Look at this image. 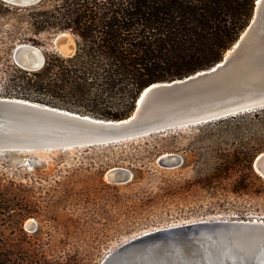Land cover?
Returning <instances> with one entry per match:
<instances>
[{"label":"trees","instance_id":"obj_1","mask_svg":"<svg viewBox=\"0 0 264 264\" xmlns=\"http://www.w3.org/2000/svg\"><path fill=\"white\" fill-rule=\"evenodd\" d=\"M256 2L42 0L19 7L0 0V33L7 36L5 53L10 57L2 69V94L96 118L126 119L150 85L183 79L220 63L250 24ZM65 32L77 45L69 57L41 40L43 35L51 40ZM20 44L42 50L45 63L40 69L28 70L16 63L14 50ZM211 129L232 142L211 150L194 169L191 184L218 189L235 176L237 190L253 180L263 188L264 180L253 163L264 151V109L136 140H157L169 147L184 130L196 131V140H210L215 135L204 131ZM193 160L185 158L179 168L189 167ZM27 264L69 262L34 258Z\"/></svg>","mask_w":264,"mask_h":264},{"label":"rangeland","instance_id":"obj_2","mask_svg":"<svg viewBox=\"0 0 264 264\" xmlns=\"http://www.w3.org/2000/svg\"><path fill=\"white\" fill-rule=\"evenodd\" d=\"M48 37L41 40L55 48L57 36ZM7 47L1 32L0 96L2 69L10 59ZM195 135L184 130L169 147L141 139L108 147L0 152V264H27L34 258L102 264L133 237L154 229L213 219L263 221L259 182H249L244 190L235 188V176L218 189L191 184L194 169L211 150L232 142L218 134L210 140ZM162 148L170 149L159 154ZM164 154L194 160L187 168L168 169L158 162ZM114 168L131 172L133 179L110 182L107 175Z\"/></svg>","mask_w":264,"mask_h":264},{"label":"water","instance_id":"obj_3","mask_svg":"<svg viewBox=\"0 0 264 264\" xmlns=\"http://www.w3.org/2000/svg\"><path fill=\"white\" fill-rule=\"evenodd\" d=\"M2 1L28 7L42 0ZM55 49L72 56L76 41L71 34L61 33L55 39ZM14 58L28 70L40 69L45 63L42 50L31 44L18 45ZM262 109L264 0H257L253 19L220 63L183 79L150 85L126 119L96 118L0 96V152L116 146ZM158 162L172 169L180 167L183 159L164 154ZM253 168L264 179V152L256 157ZM107 177L110 182L124 184L133 174L114 168ZM102 264H264V222L213 219L160 228L133 238Z\"/></svg>","mask_w":264,"mask_h":264},{"label":"bare ground","instance_id":"obj_4","mask_svg":"<svg viewBox=\"0 0 264 264\" xmlns=\"http://www.w3.org/2000/svg\"><path fill=\"white\" fill-rule=\"evenodd\" d=\"M72 44H73V46H74V42H72ZM229 52H230V50L227 52V54H229ZM226 54V55H227ZM20 153H23V152H20ZM257 222H260V220H258V219H255ZM262 221V220H261ZM263 222H264V220H263ZM155 230H157V229H154V230H151V231H148V232H145V233H149V232H154ZM144 234V233H143ZM133 238H137V237H133Z\"/></svg>","mask_w":264,"mask_h":264}]
</instances>
